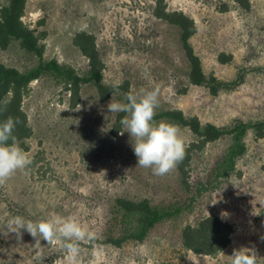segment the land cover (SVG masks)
Here are the masks:
<instances>
[{
    "label": "rangeland",
    "instance_id": "rangeland-1",
    "mask_svg": "<svg viewBox=\"0 0 264 264\" xmlns=\"http://www.w3.org/2000/svg\"><path fill=\"white\" fill-rule=\"evenodd\" d=\"M250 3V10H244L236 0H167L169 11L194 19L197 34L191 44L205 75L238 83L217 96L190 84L180 31L154 16L155 0H28L23 21L42 38L46 61L86 74L88 60L73 41L80 32L93 34L107 85L129 83L134 93L159 88L156 113L180 110L203 125L229 129L264 120V0ZM222 55L232 61L221 62ZM38 63L17 42L0 50V64L21 72ZM124 97L117 90L114 99L125 102ZM109 101L101 102L96 88L86 85L73 109L70 92L55 78L45 76L31 84L23 107L32 137L25 142L27 150L18 143L31 164L26 173L18 171L0 186V264H87L94 246L97 264H230L228 256L240 246L255 249L264 259V138L247 134L246 152L227 178H218V170L228 158L232 138L209 144L194 155L186 190L177 168L155 176L138 167L130 135L114 134L119 113L108 111ZM178 127L187 148L194 135ZM119 198L185 210L157 225L144 243L116 248L102 241L110 228L118 230L114 218ZM16 215L33 220L75 216L96 239L82 243L78 261H72L61 243L41 240L37 247L26 231L22 239L5 234L6 222ZM206 217L234 227L224 255L197 256L182 246L184 229Z\"/></svg>",
    "mask_w": 264,
    "mask_h": 264
},
{
    "label": "trees",
    "instance_id": "trees-1",
    "mask_svg": "<svg viewBox=\"0 0 264 264\" xmlns=\"http://www.w3.org/2000/svg\"><path fill=\"white\" fill-rule=\"evenodd\" d=\"M28 0H0V50H8L17 42L20 47L38 58V65L21 72L15 68L0 64V121L11 116L18 119L14 129L17 142L26 148L25 142L32 137V128L29 118L24 111L23 103L31 84L45 76L58 80L71 94V107L76 108L81 102V92L84 86L92 85L96 88L101 102L105 103L112 98L113 85L105 83V64L97 47V40L93 34L80 32L74 38L75 47L88 60L89 69L86 74L80 75L73 68L59 64L56 60L46 61L44 58L45 46L36 31L27 26L23 18ZM244 10H250V0H236ZM154 16L174 26L180 31V41L185 57L189 63V82L198 87L209 89L213 96L221 91L234 88L238 83H224L215 77H207L203 70L200 57L196 54L191 40L197 34V26L191 17L181 11H169L167 0H155ZM221 62L229 63L232 57L222 55ZM124 94L131 91L129 83L118 87ZM125 113H119L116 119L114 134L122 131L121 118ZM154 120L168 121L177 126L187 128L195 140L189 144L185 158L176 168L180 174L181 183L186 190H190V164L196 153L202 152L212 143L223 137L230 136L233 145L228 158L218 170V178H227L235 170L236 160L246 152L245 138L251 131L256 139L264 138V120L255 123H240L232 128H219L213 124L203 125L197 117H186L180 110H170L155 113ZM27 150V148H26ZM200 192H198L199 194ZM115 225L117 231L110 228L102 244L122 248L130 242L144 243L152 230L159 224L179 216L185 210L184 206L173 208H159L148 199L133 201L119 198L115 203ZM234 235L232 224L218 217H206L196 226H187L182 233V246L197 256H217L226 250Z\"/></svg>",
    "mask_w": 264,
    "mask_h": 264
},
{
    "label": "clouds",
    "instance_id": "clouds-1",
    "mask_svg": "<svg viewBox=\"0 0 264 264\" xmlns=\"http://www.w3.org/2000/svg\"><path fill=\"white\" fill-rule=\"evenodd\" d=\"M113 88L107 109L111 113H125L120 120L124 129L120 134L127 132L130 135L138 167L151 169L155 176L172 172L185 158L186 150L177 125L154 120L159 88L141 93L129 91L125 94V102L114 99L118 84L113 85ZM17 123L18 119L11 116L0 121V186H4L18 171L26 173L31 164L29 154L19 146L14 135ZM5 226L8 230L5 234L15 233L18 239H22V230L26 231L35 239L37 247L41 245V240L48 245L61 243L68 259L72 261H78L82 243L94 242L96 239V234L83 226L75 216L50 215L33 220L16 215L10 217ZM221 254L224 255L223 252ZM96 256L94 246L92 258L87 264H97ZM228 257L230 264H260L264 260L258 257L255 249L246 246L234 248Z\"/></svg>",
    "mask_w": 264,
    "mask_h": 264
}]
</instances>
